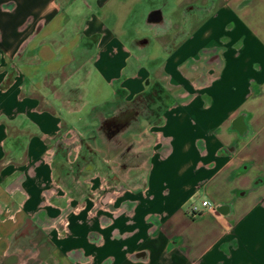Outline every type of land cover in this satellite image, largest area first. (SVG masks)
<instances>
[{
	"label": "crops",
	"instance_id": "1",
	"mask_svg": "<svg viewBox=\"0 0 264 264\" xmlns=\"http://www.w3.org/2000/svg\"><path fill=\"white\" fill-rule=\"evenodd\" d=\"M0 264H264V0H0Z\"/></svg>",
	"mask_w": 264,
	"mask_h": 264
},
{
	"label": "flooded vegetation",
	"instance_id": "2",
	"mask_svg": "<svg viewBox=\"0 0 264 264\" xmlns=\"http://www.w3.org/2000/svg\"><path fill=\"white\" fill-rule=\"evenodd\" d=\"M130 113V114H129ZM129 113H126V115H124L123 117H120V118H114L112 120H109L108 122H104L103 126L104 127V133L106 134V136H112L113 135V124L114 127L117 126V127H122L124 128L127 124H129V121L131 119V117H133V114L134 112H129Z\"/></svg>",
	"mask_w": 264,
	"mask_h": 264
},
{
	"label": "built area",
	"instance_id": "3",
	"mask_svg": "<svg viewBox=\"0 0 264 264\" xmlns=\"http://www.w3.org/2000/svg\"><path fill=\"white\" fill-rule=\"evenodd\" d=\"M215 205L208 199H201L199 204H191L188 207L187 213L192 218L199 217L206 210H213Z\"/></svg>",
	"mask_w": 264,
	"mask_h": 264
},
{
	"label": "rangeland",
	"instance_id": "4",
	"mask_svg": "<svg viewBox=\"0 0 264 264\" xmlns=\"http://www.w3.org/2000/svg\"><path fill=\"white\" fill-rule=\"evenodd\" d=\"M144 32H146V31H144ZM144 32H141V33H144ZM106 91H109V88H107L106 87ZM93 104H87V108L84 110V111H82V112H80V113H78L77 115H76V118L75 119H78V120H76L77 122V125H79L80 126V124L82 123V125H83V123L86 121V118H85V115L87 114L88 115V113H86L87 111H89V109H90V107L92 106ZM80 123V124H79ZM126 153L125 152H123V155H125Z\"/></svg>",
	"mask_w": 264,
	"mask_h": 264
}]
</instances>
